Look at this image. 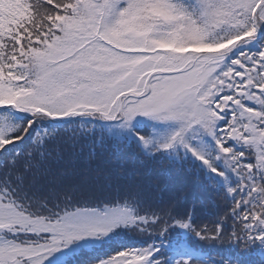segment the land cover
Instances as JSON below:
<instances>
[{
    "label": "snow or ice",
    "instance_id": "6c2138e0",
    "mask_svg": "<svg viewBox=\"0 0 264 264\" xmlns=\"http://www.w3.org/2000/svg\"><path fill=\"white\" fill-rule=\"evenodd\" d=\"M84 144L128 149L139 175L85 173ZM253 253L264 0H0V264Z\"/></svg>",
    "mask_w": 264,
    "mask_h": 264
},
{
    "label": "trees",
    "instance_id": "16d2710c",
    "mask_svg": "<svg viewBox=\"0 0 264 264\" xmlns=\"http://www.w3.org/2000/svg\"><path fill=\"white\" fill-rule=\"evenodd\" d=\"M76 163L85 173L93 176L104 175L108 169H118L121 175H139L140 171L138 162L128 149L117 150L110 144L103 149L96 147L94 151L87 144L78 146ZM258 259L255 253L250 257L253 264H256Z\"/></svg>",
    "mask_w": 264,
    "mask_h": 264
}]
</instances>
